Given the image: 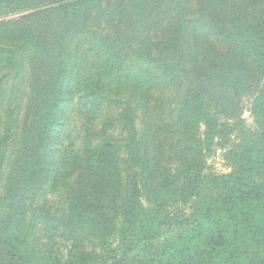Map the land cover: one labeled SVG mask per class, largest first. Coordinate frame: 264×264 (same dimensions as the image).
I'll use <instances>...</instances> for the list:
<instances>
[{
	"label": "rangeland",
	"instance_id": "rangeland-1",
	"mask_svg": "<svg viewBox=\"0 0 264 264\" xmlns=\"http://www.w3.org/2000/svg\"><path fill=\"white\" fill-rule=\"evenodd\" d=\"M82 1L78 24L85 22L89 32L72 24L66 41L57 47L63 60L56 74L65 79L62 89H69L73 103L42 191L30 196L31 187L30 197L23 202L17 232L19 255L25 264H151L153 242L139 243L126 254L120 250L122 239L128 243L137 232V223L132 224V230L124 228L125 221L130 226L124 206L134 205V213L142 218L155 207L151 201L160 192V177H183L186 171L195 172L198 165L204 176L229 173V153L240 143L239 129L255 128L250 107L263 87V73L252 68L251 89L236 94L237 98L228 95L221 109L210 106V115L218 124L226 122V127L215 129L214 135L203 123L189 127L192 105L187 95L197 70L218 65L220 59L214 55L228 47L216 32L231 25L220 24L213 1L160 0L156 4L147 0L148 14L135 9L138 0ZM244 1L221 0V4L241 7ZM42 8V4H30L15 12H0V23ZM91 32L115 38V44L121 43L119 55L108 56L107 44ZM21 44V39L0 38V61L8 56L2 49L17 54L12 69L0 62V158H4L0 166V221L6 179L21 144L32 90L28 52L20 51ZM147 53L166 61L178 56L181 70L167 71L139 56ZM67 71L73 76L68 78ZM140 89L145 94L141 98ZM89 91L96 95L97 104L85 98ZM6 125L10 132L4 146ZM131 135L139 149L134 160L127 148ZM186 137L193 140L190 148L185 146ZM104 140L112 141L117 171L108 169L100 192L89 197L83 189L91 174L92 156ZM142 161H147L150 180L142 179ZM180 183L171 186V191ZM214 192L217 195L216 189ZM171 197L172 193L161 213L160 238L177 235L182 227L190 226L197 207L193 199L170 202Z\"/></svg>",
	"mask_w": 264,
	"mask_h": 264
},
{
	"label": "trees",
	"instance_id": "trees-1",
	"mask_svg": "<svg viewBox=\"0 0 264 264\" xmlns=\"http://www.w3.org/2000/svg\"><path fill=\"white\" fill-rule=\"evenodd\" d=\"M63 1L0 0V12L4 13L18 11L30 4H42L44 7L18 20L0 23V38L21 39L20 51L28 52L32 69V90L25 111L21 144L5 185L3 217L0 221V264H25L19 255L17 237L23 202L42 191L47 173L56 158V144L67 125L68 111L72 105L69 89H62L65 79L56 74L63 60L57 47L66 41L72 24L77 25L81 31L88 30L85 22L78 24L77 18L84 1ZM159 1L155 0V3ZM210 1H213L211 6L220 15V24L231 25L223 26L216 32L228 47H225L224 53L214 55L220 59L218 65L204 66L197 70L195 83L187 95L192 105L188 125L198 128L203 123L213 135L215 129L226 127V122L218 124L210 115V106L215 104L213 109H221L228 95L233 93L234 98L236 94L251 89L254 79L251 72L254 68L263 73V87L252 99L250 107L255 128L239 129L240 143L229 153V173L215 177L204 176L198 165L195 172L186 171L183 177L176 174L164 179L160 177L157 182L159 193L149 187L150 191L157 193L151 201L152 207H155L144 213L142 218L134 213V205L127 203V207L124 206L123 212L126 217L129 212L130 220V226L125 225V221L124 228L132 230V224L137 223V232L128 243L122 239L120 250L126 254L132 252L139 243L153 242L155 248L151 264H264V0H246L241 7L231 8H226L221 0ZM146 3L147 0H138L135 9L148 14ZM90 35L107 44L108 56L119 55L117 50L121 43L115 44V38L101 37L92 32ZM2 50L8 56L0 62L5 63L7 69H12L17 59L16 52L11 49ZM139 56L166 67L167 71L181 70L178 56L173 61L160 60L151 57L149 53ZM67 73L68 78L73 76L72 72ZM67 86L68 83L65 84ZM140 90L138 97L141 98L145 94ZM85 98L97 104L93 91L86 93ZM132 130L133 127L128 129L130 133ZM9 132L10 128L6 125L4 146L8 143ZM111 143L110 140L102 141L92 156L91 174L83 189L89 197L100 192L108 169L117 171ZM192 143L193 140L186 137L185 146L190 148ZM127 148L132 150L134 160L139 149L133 135L128 140ZM3 160L0 158V166ZM139 165L145 175L142 179L148 180L147 161ZM179 183L181 186L171 191V186ZM31 187L32 194L29 196ZM171 193L170 202L178 198L193 199L197 207L190 226L182 227L177 235L160 238L161 213ZM132 198L133 193L128 202ZM91 200L86 204L89 205ZM96 232L91 230L92 234Z\"/></svg>",
	"mask_w": 264,
	"mask_h": 264
}]
</instances>
